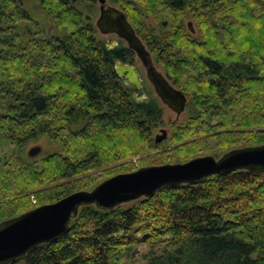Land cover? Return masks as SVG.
Instances as JSON below:
<instances>
[{"label":"trees","instance_id":"obj_1","mask_svg":"<svg viewBox=\"0 0 264 264\" xmlns=\"http://www.w3.org/2000/svg\"><path fill=\"white\" fill-rule=\"evenodd\" d=\"M35 1L51 33L21 0H0V139L23 148L47 135L63 151L41 164L0 157V223L118 174L264 145V0H110L188 99L161 144L166 109L151 92L138 101L118 77L116 63L135 54L106 45L95 0ZM146 244V264H264V174H215L115 209L82 206L67 234L11 264H135Z\"/></svg>","mask_w":264,"mask_h":264},{"label":"water","instance_id":"obj_2","mask_svg":"<svg viewBox=\"0 0 264 264\" xmlns=\"http://www.w3.org/2000/svg\"><path fill=\"white\" fill-rule=\"evenodd\" d=\"M96 27L102 35H116L136 53L146 68L147 78L153 85L156 96L176 115L178 121L186 110L188 99L155 67L150 53L125 13L116 7L105 8L102 5ZM188 27L191 29V24ZM115 70L124 83L134 88L136 96L143 93L140 89L142 81L134 66L118 62ZM168 137L169 131L161 129L154 141L161 144ZM41 152V148L35 147L30 155L36 157ZM235 171L264 174V145L234 149L219 159L208 155L183 164L146 166L131 173L115 175L91 191L72 193L55 203L37 207L1 222L0 264L14 263L34 248L52 243L67 234L72 219L82 206L97 205L104 209H115L143 198H152L164 187L188 185L211 175ZM147 237L145 235L143 239Z\"/></svg>","mask_w":264,"mask_h":264},{"label":"rangeland","instance_id":"obj_3","mask_svg":"<svg viewBox=\"0 0 264 264\" xmlns=\"http://www.w3.org/2000/svg\"><path fill=\"white\" fill-rule=\"evenodd\" d=\"M26 8V10L31 15V18L33 21L41 28L45 29L49 33L53 30L54 27V20H52L49 16H47L42 8L39 6V4L35 0H21ZM151 24H157V23H164L167 27L168 24L166 23V19H150ZM187 26L191 24L188 20L186 21ZM189 28V27H188ZM192 29V24H191ZM109 45L115 46L120 39L116 35H109L105 36L104 38ZM139 69V71L142 73L143 77H145V70L142 67V65L138 62L136 65ZM160 71H162L160 68H158ZM149 89H152V86L149 84ZM153 91V89H152ZM166 109V108H165ZM186 118L185 114L181 116V121H183ZM176 115L171 112L169 109H166V115H165V126L158 129L154 134V139L158 133H160L161 129H167L169 130V136L171 134V128L168 126L169 121L175 120ZM39 147L41 148L42 152L40 155L36 157H31L30 151L35 148ZM63 151V144L60 141L52 140L47 135L41 136L38 140L29 142L26 146L23 148L15 147L10 143V141L6 139H0V157H8V156H17L21 158L22 160L33 163L38 162L39 164L42 163L43 159L50 154H58L62 153ZM150 252V245H143L137 250L133 251V257L130 259L129 262H134L135 264H146V261L144 259L145 255ZM135 253V254H134Z\"/></svg>","mask_w":264,"mask_h":264},{"label":"flooded vegetation","instance_id":"obj_4","mask_svg":"<svg viewBox=\"0 0 264 264\" xmlns=\"http://www.w3.org/2000/svg\"><path fill=\"white\" fill-rule=\"evenodd\" d=\"M95 3H96V7H97V13H98V16H97V18L99 17V14H100V8H101V6L103 5L105 8H108V7H116V8H118L116 5H114V4H112L111 3V1L110 0H104V2L103 3H101V0H95ZM119 9V8H118ZM121 10V9H120ZM97 18H96V20H97ZM96 20H95V26H96ZM166 26V25H165ZM97 28V27H96ZM98 30V29H97ZM99 32V31H98ZM99 34H100V36H102L103 38H105V36H109V35H102L100 32H99ZM136 34H137V32H136ZM111 35H113V34H111ZM138 35V34H137ZM138 37H139V35H138ZM141 40H142V42H143V44L146 46V48H147V51L150 53V51L148 50V47H147V45H146V43L143 41V39L141 38V37H139ZM119 39V38H118ZM121 43H123V44H125V46L128 48V46H127V44H126V42H124L123 40H119L118 41V43L115 45V46H111V45H109L108 43L106 44L110 49H114V48H116V47H118V46H120L121 45ZM129 49V48H128ZM132 51V50H131ZM134 52V51H133ZM134 54H135V61H134V63L132 62H128V63H124V62H121V63H124V64H126V65H130V66H134L135 68H136V70H137V72L139 73V76H140V80L142 81V86H141V91L143 92L142 94H139L138 96H136L135 95V90H134V88L131 86V85H129V84H127V83H125V85L128 87V88H130V89H132V91H133V94H134V96L136 97V99L138 100V101H140V102H143V101H145V100H148L149 99V94L148 93H152L159 101H160V99L156 96V94H155V91H154V87H153V85L150 83V81L148 80V78H147V71H146V68H145V66L143 65V63L141 62V60H139L138 59V57H137V55H136V53L134 52ZM150 55H151V53H150ZM151 59H152V61H153V58H152V56H151ZM138 62L142 65V67L144 68V70H145V77H143V75H142V73L139 71V69H138V67L136 66L137 64H138ZM118 63V62H117ZM116 63V64H117ZM153 63H154V61H153ZM154 65H155V63H154ZM155 67L158 69L159 67H157L156 65H155ZM159 70V69H158ZM160 71V70H159ZM162 72V71H161ZM163 73V72H162ZM164 74V73H163ZM165 75V74H164ZM166 77V76H165ZM167 78V77H166ZM149 84L152 86V89H153V91H152V89H149ZM161 102V101H160ZM161 104H162V102H161ZM163 105V104H162ZM164 106V105H163ZM165 107V106H164ZM187 107V106H186ZM166 109H168L167 107H165ZM171 111V110H170ZM172 112V111H171ZM186 113V110H185V112L183 113V114H185ZM182 114V115H183ZM181 115V116H182ZM181 121V117H180V119L177 121L176 119H175V121H174V123H177V122H180ZM164 129V128H163ZM169 131V130H168ZM171 131V130H170Z\"/></svg>","mask_w":264,"mask_h":264},{"label":"built area","instance_id":"obj_5","mask_svg":"<svg viewBox=\"0 0 264 264\" xmlns=\"http://www.w3.org/2000/svg\"><path fill=\"white\" fill-rule=\"evenodd\" d=\"M33 202H35V201L33 200Z\"/></svg>","mask_w":264,"mask_h":264}]
</instances>
